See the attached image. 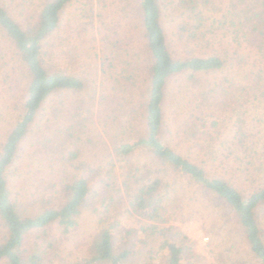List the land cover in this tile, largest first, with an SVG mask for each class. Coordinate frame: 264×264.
<instances>
[{"label":"trees","instance_id":"obj_1","mask_svg":"<svg viewBox=\"0 0 264 264\" xmlns=\"http://www.w3.org/2000/svg\"><path fill=\"white\" fill-rule=\"evenodd\" d=\"M74 4L80 12L72 13L69 39L59 32ZM137 33L148 56L146 77L142 61L132 56ZM0 37L14 60L11 71L23 69L29 78L18 118L0 139V264H129L140 256L126 242L134 238L150 252L158 244L160 264H192L198 254L194 240L170 223L184 213L181 188L211 195L233 211L253 258L264 264L259 218L264 164L256 166L254 151L264 118H253L255 131L245 103L264 108V0H0ZM65 55L80 69L96 66L100 86L95 84L89 99L81 98L66 121L50 126L26 152L44 104L60 92L80 93L89 86L83 72L61 66ZM4 56L1 63L9 64ZM175 79L192 94L174 117L187 153L163 136L168 88ZM139 83L136 105L129 94ZM218 104V114L207 111ZM222 113L229 121L236 116L231 141L248 158L242 173L261 175L249 194L211 174L201 156L209 154L207 139L213 137L206 129L208 115ZM94 123L110 139L112 153L104 166L81 157ZM137 151L146 160L138 162ZM116 196L129 205L124 231L105 225ZM86 212L97 215L99 228L86 237V254L66 260L60 254L62 240L51 229L59 226L69 234ZM120 239L126 242L122 250Z\"/></svg>","mask_w":264,"mask_h":264},{"label":"rangeland","instance_id":"obj_2","mask_svg":"<svg viewBox=\"0 0 264 264\" xmlns=\"http://www.w3.org/2000/svg\"><path fill=\"white\" fill-rule=\"evenodd\" d=\"M127 3L129 2L127 1ZM77 6V4H74L67 10L62 21L63 24L59 36L69 39L71 38L70 35L72 32L69 31L68 25L72 21V13L74 12L75 14L76 12H80L76 9ZM11 8L14 9L13 7ZM95 12L96 11H94V13ZM87 21L91 22L92 19L89 18ZM94 27L96 29V24ZM60 42L61 40L56 38V43ZM179 46H181L180 43ZM131 48H133V55H131L135 57L139 63L142 61L141 65L144 69L143 75L146 77L148 71L144 60L148 56L145 49L141 51L139 34L134 38ZM1 49L4 51L0 52V64H2V67H0V139L5 132L13 126L18 118L20 113L19 105L23 100L29 80L27 72L23 69L15 68L11 71V65L14 63V60L11 58V53L9 54L10 50L8 48V43L0 37V50ZM2 56H4V59L7 60L9 64L1 63L3 61L1 60ZM63 58L66 61H63L61 66L72 68V70L77 68V70L83 72L82 74L87 76V79L89 80V86L86 90L80 93H74L71 91L60 92L44 104L38 116L37 123L25 142L24 147L26 152L33 151L40 135L42 133L47 134L50 126L61 121H66L68 116L66 113L70 109L72 110L81 98L89 99L90 94L93 93L95 84L100 86L101 76L99 73L97 74V71L95 70L96 66H94L95 68L92 70V68H90L91 66L86 68L84 65L83 68L81 65L80 69L76 64L73 65L71 62L69 63L70 58L67 59L66 55L63 56ZM87 63H91V60H88ZM180 80L181 79L172 80L168 88L166 107L167 130L164 132L163 136L164 141L167 144L177 148V150L183 153H187V145L176 134V120L174 117L175 111L179 108V104L182 103V101L187 103L189 98L187 95L192 94L185 88V86L181 85ZM144 82L145 80L143 82L141 81V85H144ZM181 89L185 91L181 93L179 91ZM196 89L194 90L195 92ZM100 90L101 89L99 88L96 95L97 98L99 97ZM140 91L139 83V86L129 94V99H134L136 105L140 102ZM184 94H186L185 98L182 96ZM245 103L250 111L249 124L253 126L254 123L256 131V124L253 118L258 117L263 119L264 108H256L252 102L245 101ZM217 107L220 109L218 104L212 106L213 109L208 108L207 111H216V114H218L220 110L217 109ZM226 109H229L228 114L231 113V105H227ZM58 110L60 111L58 112ZM55 112H57V117ZM216 114L208 115V128L206 129H208V132L212 131L214 138L208 136L207 141L209 142V147L207 151H209V154L202 152L201 156L203 160L206 161L208 170L211 174L227 178L238 186L244 194H249L253 191L255 186H258V184L262 182L260 178L261 175L255 176L251 173H242V169L246 168V160L248 158L244 157L245 154L236 148L231 141V136L233 135V132L231 131L233 126L232 122L236 116L234 115L233 119L229 121L230 117L228 114L222 113V117L219 115L216 117ZM214 120H219V124L216 126L213 125ZM136 122L138 123V120H136ZM260 129V131H256V133L259 134L256 140H259L260 143H256L254 148V151L257 152V155H255V161H257L256 166L264 164V122ZM86 138L88 139V143L83 148L81 157L93 166L106 165L112 153L108 133L94 123L89 125ZM211 148L215 149L213 153H211ZM259 156L260 158L257 159ZM239 157L243 158V160L239 159ZM146 158L145 154H140V151L136 152V159L138 162H140V159L144 161ZM255 173L256 172H254V174ZM254 179H256V181H254ZM180 190L185 198L184 213L180 216L179 220H173L170 223L181 228L194 240L198 254L192 259V264H258L253 258L250 247L239 225L237 216L233 211L211 195L203 194L199 191H192L188 188H181ZM128 207V201L125 197L116 196V199L108 205V210L106 209L105 225L124 231L128 223L130 224V219L125 214L127 213ZM259 218L264 233V208L261 210ZM137 222L141 226V218L140 221L137 219ZM98 228L97 215L86 212L78 229L71 231L69 234H63L61 227L53 226L51 233L62 240L60 251L61 256L66 260H76L86 254L85 239ZM33 240L34 239H31L29 242H32ZM119 241L120 242L117 246L119 250H122L124 244L129 242L127 243L129 244V247H133L140 252V256H136L135 260L131 261L129 264H143L145 261H148V263L154 262V264L161 263L163 250L158 248V244L156 249H153L154 251L150 252V247H146L143 243L138 244V241L135 238L126 242L124 239H120Z\"/></svg>","mask_w":264,"mask_h":264}]
</instances>
